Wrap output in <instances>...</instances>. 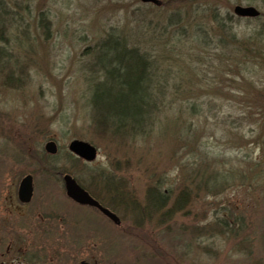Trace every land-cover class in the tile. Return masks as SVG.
Wrapping results in <instances>:
<instances>
[{"label":"rangeland","instance_id":"rangeland-1","mask_svg":"<svg viewBox=\"0 0 264 264\" xmlns=\"http://www.w3.org/2000/svg\"><path fill=\"white\" fill-rule=\"evenodd\" d=\"M160 1L5 0L11 15L24 17L26 30L11 20L10 26H0V39H9L0 40V264H29L25 251L18 253L21 248L47 253V264H264V129L241 103L245 94L264 101V55H241L243 70L236 74L238 57L228 50L236 70H221L218 85H208L215 73L210 71L201 79L193 77L191 86L185 79L176 93L169 87L146 136L117 139L93 124L90 62L97 43L110 34L126 37L129 46L137 44L141 51L162 54L163 72L183 68L185 75L209 70L216 57L202 38H217L229 26L239 39L252 36L264 50V31L257 34L264 17L234 14L238 4L264 12V0ZM224 50L217 52L223 56ZM195 101L203 106L197 113L188 106ZM75 138L98 148L95 161L86 163L69 151ZM50 140L57 152L49 155L80 183L91 184L92 174L103 180L102 173L121 182L113 192L117 200L127 199L109 206L121 224L73 202L63 174L44 172L36 164ZM208 163V171L220 170L217 179L231 176L216 194L194 188L188 179L191 172L203 178ZM27 174L34 178V194L26 214H19L9 205L18 203V186ZM159 177L173 188V198L151 213L145 192ZM187 183L192 195L178 210L174 199ZM1 205L12 209H7L9 216ZM223 206L249 224L236 238L208 232V222Z\"/></svg>","mask_w":264,"mask_h":264},{"label":"trees","instance_id":"trees-1","mask_svg":"<svg viewBox=\"0 0 264 264\" xmlns=\"http://www.w3.org/2000/svg\"><path fill=\"white\" fill-rule=\"evenodd\" d=\"M12 15L5 0H0L1 28L10 26L7 21L11 20L17 24L21 31L25 32L24 17L15 15L14 13H12ZM8 16L9 18H7ZM262 16L264 17V12L261 11V15L258 18H261ZM44 19L45 17L43 14L39 16L40 25L44 24ZM229 28L230 29L226 34L222 33L221 35H217V38H215L214 35L209 34H205L202 38L200 33L196 32L199 34V36L197 35L199 40L202 38L204 43L209 47L212 44L214 49L212 55H215L216 57L213 60L214 63L210 62L208 64L207 68L209 70H206L203 74L194 71L185 75L183 73V68L179 69L180 73H174L172 68H164L163 72L160 67L161 61L158 58V56H162V54L155 55L147 49L141 51V47L137 44L129 46L127 38H123L121 35L115 36L114 34H110L108 37L102 39L96 45V50L94 52L96 53L97 51V54L93 52L94 59L90 62L91 71L89 70L90 74H88V78L91 80L89 101L92 107L94 126L99 130L106 131V133L109 132L110 136L118 137L117 139L120 138L122 140L135 138V136L140 135L146 136L153 128L155 114L160 109V104L163 103L168 95L166 91L169 90V87L174 88L176 93V89L184 86L185 79L186 82H188L186 85L191 86L190 80H194L193 77L201 79L202 77L209 75L210 71L215 73L213 76H209L207 80L208 85L210 82L213 84V81L214 84L217 83L218 85V83H220L219 78L221 70H225L229 72V74H231L232 70H236L231 66L232 58L228 53V50L238 57L239 67L238 70H236V74L243 70L241 68V55L243 57H251V55L252 57H263L264 50L262 47L258 46V40H254L252 36L239 39L232 27L229 26ZM263 31L264 24L259 28L257 34L263 33ZM24 35L26 36V33H24ZM115 38L121 39L122 42H114ZM4 39L7 41L9 40L8 38H1L0 40ZM219 48L225 49L223 56H221L220 52H217ZM0 54H2V52H0ZM227 54H229L228 57L226 56ZM196 56L203 58V55ZM189 68L190 70L193 69L191 67ZM170 73L171 75H169ZM189 75L190 77L185 78V76ZM170 77H172V79L168 81ZM241 80L245 81L246 79L241 78ZM223 81L225 82V79ZM196 83L198 82H195V84ZM241 95H243V93H241ZM259 96L260 95L257 97L253 96V98H251V95L245 94V99L241 103H243L242 108L246 109L247 113L251 114V117H254V114L257 115L259 120L258 123H263L260 124V126L264 129V101L260 99ZM252 103H261V105L252 106ZM188 106L194 113L199 112L203 107L202 102L198 103L196 101L188 104ZM251 121H253V119ZM51 158L55 159H53L55 164L58 162L56 157L50 156L49 153L45 154L42 152V154L36 156V164L44 172H49L50 174H54L55 171L63 175L68 173L67 170L59 167L57 164L53 165L51 163ZM211 165L212 164L209 163L207 164V171H205L206 173L203 178L201 173L195 174L191 172L188 179L194 188H203L207 193L216 194L220 190L226 188V185H229L227 183L230 182L231 176L227 175L223 180H219V178L217 179V175L220 176V170L214 168L211 171H208L210 170ZM101 176H103V180L99 179V181H96V176L92 174V179L90 180L91 184H86L84 182L86 185L80 183L78 178H75L95 198L99 199L107 206L115 208L114 202H120L127 199V197L124 196L123 200H117V197L113 192V189L117 187L114 185L120 186L121 182H118V184L117 182H112L113 180L104 173H102ZM98 185L101 186V191L99 190ZM187 187L188 183L182 192L174 199V207L178 210L189 201V195H192L190 189H187ZM102 191H104L105 198L100 196ZM173 192V188L166 185V180L164 181L163 177L157 178L152 184H149L146 189V209H152L153 212L151 213L163 209L173 198ZM105 199H108L111 203H107ZM168 211L170 210L164 211L163 214ZM219 212L220 214H218ZM219 212L216 211L215 219L208 222V232H217L224 236H228L229 238H236L239 233L247 230L249 224L245 216L239 214L236 210L223 206V209ZM135 214L138 213L135 212Z\"/></svg>","mask_w":264,"mask_h":264},{"label":"water","instance_id":"water-1","mask_svg":"<svg viewBox=\"0 0 264 264\" xmlns=\"http://www.w3.org/2000/svg\"><path fill=\"white\" fill-rule=\"evenodd\" d=\"M143 2H153L155 4H161L160 0H141ZM235 13L241 17H258L260 15V10L253 5H236L234 8ZM46 150L50 153L57 152V146L54 141H49L46 144ZM69 150L73 152L78 157L84 159L85 161L91 162L97 158L98 149L92 143L81 140L74 139L69 144ZM64 184L67 195L82 205H91L98 207L105 215L110 217L117 224H120L121 220L110 209L102 206L98 200H96L85 188H83L70 174L64 175ZM33 177L31 175L25 176L19 187V198L22 201H30L33 195ZM81 264H90L89 262L83 260Z\"/></svg>","mask_w":264,"mask_h":264},{"label":"flooded vegetation","instance_id":"flooded-vegetation-1","mask_svg":"<svg viewBox=\"0 0 264 264\" xmlns=\"http://www.w3.org/2000/svg\"><path fill=\"white\" fill-rule=\"evenodd\" d=\"M17 197H18V191H17ZM31 202V200L30 201H28V202H23V201H21L20 199H18V203L14 200V201H12L11 203L12 204H10L9 205V207H13L12 209L13 210H18V213L19 214H26V212H25V206H26V204H28V203H30ZM93 209H97V208H95V207H92ZM1 209H2V211L5 213V211L4 210H6V213H7V209H9V210H12V209H10V208H8L6 205H1ZM5 213V214H6ZM9 213H11V211H8V213H7V215L9 214ZM9 216V215H8ZM24 216V215H23ZM26 216V215H25ZM11 230L13 231V232H15V233H18V231L16 230V227L15 226H12L11 227ZM22 249V248H21ZM19 250V252L18 253H20V252H23V251H25V253H26V255H27V258H28V261H29V264H47L45 261H46V258H47V253H46V255H45V253H43V252H35V251H32V249L30 248V249H24L23 248V250ZM45 256V257H44ZM34 259V260H33Z\"/></svg>","mask_w":264,"mask_h":264}]
</instances>
